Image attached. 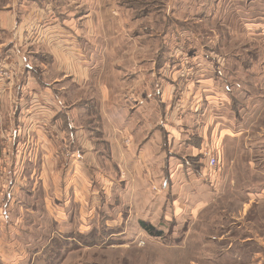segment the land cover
<instances>
[{
	"label": "rangeland",
	"instance_id": "rangeland-1",
	"mask_svg": "<svg viewBox=\"0 0 264 264\" xmlns=\"http://www.w3.org/2000/svg\"><path fill=\"white\" fill-rule=\"evenodd\" d=\"M135 84L188 117L140 163ZM0 264H264V0H0Z\"/></svg>",
	"mask_w": 264,
	"mask_h": 264
},
{
	"label": "crops",
	"instance_id": "crops-1",
	"mask_svg": "<svg viewBox=\"0 0 264 264\" xmlns=\"http://www.w3.org/2000/svg\"><path fill=\"white\" fill-rule=\"evenodd\" d=\"M89 61L90 59L88 57L67 58L65 59V61L61 60L63 65L68 63L71 65V75L73 76V80H75L76 83L82 82L86 78V76H88L89 71L85 67V63ZM31 83L32 81H29V84ZM136 86L137 84L132 87V90L125 92L124 97H126L127 100L123 99V102H121L120 99H114L115 102L114 104H112V107H110L111 110L108 111V117L109 113H111L113 122L109 130L112 134H114L113 141L115 143V156H117L120 150V143L118 142L121 140V135H125L129 137L131 141L129 147L131 151L129 152V154L133 158L130 159V161H136L137 163H140V160L146 155L151 154L153 156L150 157L151 160H155L158 155L163 154L162 150L160 151L159 143L160 138L162 137L161 134L163 135V133L161 132V130H158V125L162 124V122H164L165 120V123L169 124V121L172 120L171 125L174 127V125L181 124L182 120L188 119V117L185 119L183 118V116L181 117V119L176 118L178 117V112L175 111H178L179 106H175L173 102L166 108L169 110L171 106V112L169 111L163 114L159 107H157L158 103L162 104V102H159L156 99H154V101H151L150 98L146 99V97L149 96L147 93L144 98L142 96H139L138 93L140 91L138 92ZM172 91L173 90L163 91V95H161V91L158 90L157 93L163 98H173L174 92L172 93ZM102 95L105 101H107V92L103 91ZM130 105H132L133 107L130 108ZM193 122L195 123V120H193ZM167 124L165 125V127L168 126ZM198 124V122L195 123V126H197ZM187 127L186 129H188ZM168 134H170V132H168ZM171 139L172 140H170V143H173V141L177 140V135L173 134L171 136ZM176 147L173 146V149L176 150ZM177 149H181L179 148V145ZM160 160H162V158H160L157 162H160Z\"/></svg>",
	"mask_w": 264,
	"mask_h": 264
},
{
	"label": "built area",
	"instance_id": "built-area-1",
	"mask_svg": "<svg viewBox=\"0 0 264 264\" xmlns=\"http://www.w3.org/2000/svg\"><path fill=\"white\" fill-rule=\"evenodd\" d=\"M208 163L210 164L211 167H214L217 164V160L215 156H210Z\"/></svg>",
	"mask_w": 264,
	"mask_h": 264
},
{
	"label": "trees",
	"instance_id": "trees-1",
	"mask_svg": "<svg viewBox=\"0 0 264 264\" xmlns=\"http://www.w3.org/2000/svg\"><path fill=\"white\" fill-rule=\"evenodd\" d=\"M145 227H146V229H148V231H150V232H152V230H154V227H150V226H147V225H145V224H143Z\"/></svg>",
	"mask_w": 264,
	"mask_h": 264
}]
</instances>
